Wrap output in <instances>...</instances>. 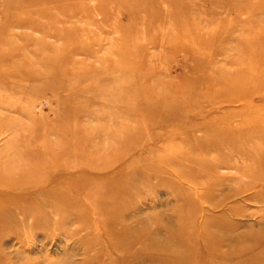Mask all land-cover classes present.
<instances>
[{
  "label": "rangeland",
  "instance_id": "374dc122",
  "mask_svg": "<svg viewBox=\"0 0 264 264\" xmlns=\"http://www.w3.org/2000/svg\"><path fill=\"white\" fill-rule=\"evenodd\" d=\"M260 235L264 0H0V264Z\"/></svg>",
  "mask_w": 264,
  "mask_h": 264
},
{
  "label": "bare ground",
  "instance_id": "6f19581e",
  "mask_svg": "<svg viewBox=\"0 0 264 264\" xmlns=\"http://www.w3.org/2000/svg\"><path fill=\"white\" fill-rule=\"evenodd\" d=\"M113 215H115V213H112V211L108 212L109 217H112ZM115 234L118 239H121L123 236L129 235V231L125 228ZM123 238H127V237H123ZM178 240L183 243L182 245L183 251L184 249H186L187 243L191 242L190 239H184V238L183 239L179 238ZM214 241L215 242L213 244L211 243L209 245L205 244V249H204L205 254L203 257H200L195 252L197 257L196 258L197 264H210L211 262H216V264H256V263L264 264V258H260L259 256H258L259 259L257 261L246 259V258H251V259L254 258L255 257L254 255H256V253L257 254L260 253L259 255H264V252H259L261 250H264V235L255 236L250 240H244L241 238L235 240V243H237L238 248L240 249L228 248L230 243L226 244L225 239L216 238ZM221 246H226L225 247L226 251L223 252ZM169 252L170 251H168L166 255L168 258L171 257L175 258L179 256L178 254H173Z\"/></svg>",
  "mask_w": 264,
  "mask_h": 264
}]
</instances>
